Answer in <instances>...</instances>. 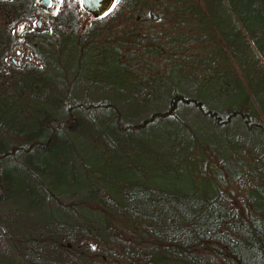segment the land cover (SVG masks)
I'll list each match as a JSON object with an SVG mask.
<instances>
[{"label":"trees","instance_id":"trees-1","mask_svg":"<svg viewBox=\"0 0 264 264\" xmlns=\"http://www.w3.org/2000/svg\"><path fill=\"white\" fill-rule=\"evenodd\" d=\"M143 1L116 0L83 28L80 11L65 0L56 14L45 15L54 22L50 31L25 36L23 44L30 47L31 57L16 59L15 64L7 58L20 45L13 28L22 21L33 23L44 13L36 0H0V93L13 94L14 85H22L25 78H53L50 43L60 37L64 43L75 37L85 43L86 37L97 33L90 35V28ZM208 1L219 4L237 30L242 29L241 41L234 34L225 38L219 33L225 42H242L260 55L255 46L264 41V0ZM122 67L131 70L126 64ZM212 69L192 71L238 82L231 73ZM160 72L144 77V82L136 75L126 101L113 98L109 90L98 97L77 96L70 81L54 84L50 103L45 94L31 93L43 101L33 108L32 125L0 119V264H106L110 259L124 264H264V105L250 74H246L250 89L239 84L241 95L225 105H208L195 92L173 87L164 100L139 107L144 91ZM193 118L220 132L226 141L201 139L205 129L199 127L194 134L184 126ZM164 120L184 126L185 132L169 129L176 139L173 150L182 147L180 159L170 158L176 162L173 170L184 177L181 187L159 186L143 174L134 180L110 175L96 168L92 158L73 152V136L83 133L85 126V131L94 133L90 135L97 146L125 156L134 136ZM60 151L68 154L66 158ZM66 162L81 169L84 181L76 190L79 198L63 202L60 197L74 189L69 177L54 174L53 165L62 167ZM226 179L246 192L236 195L225 187ZM79 203L86 216L71 220L69 211ZM7 205L11 207L6 209ZM31 208L36 209V221L23 211ZM130 226L137 231L134 237L127 234Z\"/></svg>","mask_w":264,"mask_h":264},{"label":"rangeland","instance_id":"rangeland-1","mask_svg":"<svg viewBox=\"0 0 264 264\" xmlns=\"http://www.w3.org/2000/svg\"><path fill=\"white\" fill-rule=\"evenodd\" d=\"M175 1L145 0L133 10L124 9L114 19L90 28V35L93 31L97 33L89 38L86 37L85 43L78 37L65 43L60 37L50 43L49 58L54 64L50 70V77L53 78L47 76L41 81L25 78L22 85H14L13 94L0 93V119L8 120L12 124L14 122L16 126L21 122L25 126L32 125L36 115L33 108L43 101L39 97L31 96V93L45 94L46 102L50 103L54 94V90H51L52 85L64 86L69 81L73 87L72 93L77 96L90 94L98 97L102 91L109 90L113 98L126 101V98L131 97L136 75L139 81L144 82V77L152 76L157 71L162 72L150 81L149 89L144 91L145 95L139 100L141 103L139 107L143 109L149 108L155 101L164 100L168 95L167 91L173 87L195 92L208 105H225L235 100L237 95H241L239 84L245 89H250L246 78L248 73L251 84L255 87V93L264 105V41L259 40L255 46L258 47L256 49H259L262 57L258 51L252 52L242 42L240 45L228 44L221 35L226 38L234 34L235 38L241 41L243 32L242 29L237 30L230 16L219 4L208 0ZM151 12L156 14L157 19H151ZM129 14L136 19L134 23L133 19L128 17ZM86 18H91V15L87 13L84 21L81 17L83 28L92 23V18L89 22ZM16 26L13 28L15 36ZM248 39L251 41L250 38ZM229 45L236 49L239 57H234ZM84 46L85 48L82 49ZM16 48L22 50V55L15 59H24L26 49L21 46ZM211 53L213 54L208 55ZM7 58L12 61L13 54ZM32 62L35 63L34 60ZM122 64L131 68V72L125 70ZM241 65L244 67L242 70ZM206 68H213L215 73L229 75L231 73L239 83L234 79H225L217 75L201 77L192 71L197 70L201 74ZM61 73H64V77H60ZM54 80L55 83L52 84ZM254 104L257 106L256 102ZM131 106L134 107L135 103H131ZM142 114H144L143 110ZM201 123L193 118L184 126L194 134L198 132L199 127L205 129V133L200 138L211 143L226 141L220 138V132L212 128L210 130ZM184 126L172 121H162L140 137L134 136L135 138L128 144V154L124 152L125 156L121 152L111 153L104 150L103 146H97L90 135L94 133L85 131L84 126L83 133L73 136V149H75L73 152L81 158H92L96 168H102L110 175L133 179L143 174L159 186L171 183L181 187L184 177L181 172L173 170L175 161L170 158L180 159L179 151L182 147L173 150L176 139H173L169 129L185 132L182 129ZM197 138L199 139V136ZM64 151L58 154L66 158L68 154ZM125 157H128V160ZM61 165L63 168L53 165L54 174L58 172L64 178L69 177L68 182L72 184L71 189H74L62 195L61 201L75 200L80 196L76 190L80 189L78 185L84 181L83 173L79 168H70L67 162ZM225 187H230L236 195H243L246 192L245 188L237 186L228 179L225 180ZM82 204H77L72 211H69L71 220L82 221L83 216H86L84 210L80 208ZM9 207L11 206L7 205L5 208L9 209ZM23 211L36 221L35 208ZM133 233L136 234L137 231L130 226L127 234L129 237H134ZM105 262L124 264L117 259L105 260Z\"/></svg>","mask_w":264,"mask_h":264},{"label":"flooded vegetation","instance_id":"flooded-vegetation-1","mask_svg":"<svg viewBox=\"0 0 264 264\" xmlns=\"http://www.w3.org/2000/svg\"><path fill=\"white\" fill-rule=\"evenodd\" d=\"M63 1L65 0H57V2L59 3L58 9L62 6ZM115 1L116 0H113L110 6L108 7V9L99 16L104 15L112 7ZM48 3L49 5H43L41 4V0H39L40 7H42L44 14L37 15L33 23H29L28 21H22V22H19L16 26V31L19 29L20 25L23 26L22 31L19 34H17L15 31V34H16L17 39L21 38V41L18 40V43L20 44L19 46L24 47L26 49L25 54L23 55L24 59L31 57L30 47L28 45L23 44L25 36L33 32L39 33L45 30L50 31L52 25L54 24V22L51 19L50 20L47 19L45 15H54L56 14L58 9L52 12L51 10L54 9V0H48ZM71 4L73 5L74 8H77L80 11V15L81 17H83V21L87 13L91 15V18L97 17V16H94L90 11L84 8V6L82 5V0H70V5ZM91 18H86L87 19L86 21L89 22ZM34 45H36L35 42H34ZM14 51L15 53L13 54L12 60L14 61L15 64H17V60L15 58H18L22 55V50L20 48H16Z\"/></svg>","mask_w":264,"mask_h":264},{"label":"water","instance_id":"water-1","mask_svg":"<svg viewBox=\"0 0 264 264\" xmlns=\"http://www.w3.org/2000/svg\"><path fill=\"white\" fill-rule=\"evenodd\" d=\"M113 0H82V5L84 8L88 11H90L94 16H99L103 14ZM41 4L43 5H49L48 0H41ZM59 7V3L57 0H54V9L51 11L54 12ZM152 18H156V14L151 12ZM23 26L20 25L19 29L16 31L17 34H19L22 31ZM19 41H21V38H18Z\"/></svg>","mask_w":264,"mask_h":264}]
</instances>
